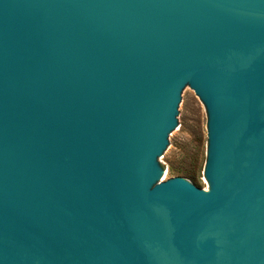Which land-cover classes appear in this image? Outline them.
<instances>
[{"label": "water", "instance_id": "1", "mask_svg": "<svg viewBox=\"0 0 264 264\" xmlns=\"http://www.w3.org/2000/svg\"><path fill=\"white\" fill-rule=\"evenodd\" d=\"M0 264H264V0H0Z\"/></svg>", "mask_w": 264, "mask_h": 264}, {"label": "rangeland", "instance_id": "2", "mask_svg": "<svg viewBox=\"0 0 264 264\" xmlns=\"http://www.w3.org/2000/svg\"><path fill=\"white\" fill-rule=\"evenodd\" d=\"M183 96L185 104L173 135L156 164L163 176L160 183L181 179L208 193L213 186L206 176L210 147L208 107L192 88Z\"/></svg>", "mask_w": 264, "mask_h": 264}]
</instances>
